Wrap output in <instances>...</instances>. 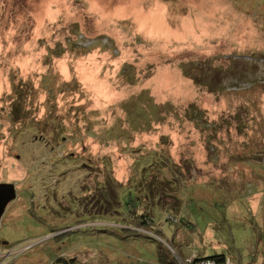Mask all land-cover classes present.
<instances>
[{"label":"rangeland","instance_id":"374dc122","mask_svg":"<svg viewBox=\"0 0 264 264\" xmlns=\"http://www.w3.org/2000/svg\"><path fill=\"white\" fill-rule=\"evenodd\" d=\"M0 185V264H264V0H0Z\"/></svg>","mask_w":264,"mask_h":264},{"label":"trees","instance_id":"16d2710c","mask_svg":"<svg viewBox=\"0 0 264 264\" xmlns=\"http://www.w3.org/2000/svg\"><path fill=\"white\" fill-rule=\"evenodd\" d=\"M151 97L150 96H148L147 95V92L145 91V90H143L142 92H141V94H140V99H139V104L142 106H144V109L146 108V106L145 105H147V107H149V109H151L152 111H153V115H154V117H155V122L154 123H163V121L165 120V117H166V112H167V109H169V105H165L164 104V106L163 105H157V104H155L154 103V101H151V99H150ZM151 111V112H152ZM127 116L129 117V119H130V121L131 122H135L136 120L138 121V123H141V122H139V120H142V119H146V111L145 110H143L142 111V109H140L139 108V106H138V108L136 107V109L135 108H133V110L131 109L130 111H127ZM146 121V125H148L149 126V122L147 121V119L145 120ZM132 130H134L133 128H132ZM95 188V187H94ZM98 188V187H97ZM97 196V195H96ZM98 196H101V194L98 192ZM97 198H99V197H97ZM179 200V199H178ZM130 201H133V200H131V199H129L128 201H126L124 204L125 205H128V206H130L131 205V203H130ZM154 202H156L157 203V205L159 206V207H161V202L159 201V200H152V201H149V202H146L147 203V205L146 206H144L143 208H140L141 210L140 211H134L133 209V211H131L132 213V215H134L135 217H139V219H141V222L139 223V225L138 226H141V227H137V228H132V227H130L129 225H127V226H123V228H122V230L123 231H126V232H129V233H131V230H135V231H141L140 233H142V234H144V235H146L147 236V234H145L144 232H147L146 230H145V228L144 227H146V226H150V221L152 220H149L147 217H146V214H144L145 212H149V210L148 209H152V207L155 205L154 204ZM94 203L96 204V198L94 199ZM99 203V202H98ZM134 203V202H133ZM132 203V205H134ZM145 203V202H144ZM163 204V203H162ZM96 206V205H95ZM99 206V205H98ZM96 209H97V207H96ZM166 218V222H169L170 223V221L171 220H176V218H170L169 219V217H165ZM153 221V220H152ZM182 222V221H181ZM179 223H180V221H179ZM125 224V223H124ZM127 224H128V222H127ZM127 227V228H126ZM141 228V229H140ZM154 235H156L157 237H160L158 234H154ZM161 238V237H160ZM195 256V255H194ZM195 258H196V260H202V259H211V260H213V261H215V262H217V263H221V262H224L226 259H227V256H225V255H215V256H212V257H203V256H200V255H196L195 256ZM185 259H188V257H184V256H180V260H185ZM162 262V261H161Z\"/></svg>","mask_w":264,"mask_h":264},{"label":"water","instance_id":"95a60500","mask_svg":"<svg viewBox=\"0 0 264 264\" xmlns=\"http://www.w3.org/2000/svg\"><path fill=\"white\" fill-rule=\"evenodd\" d=\"M15 194L12 185H0V220L8 203L14 200Z\"/></svg>","mask_w":264,"mask_h":264},{"label":"built area","instance_id":"2783aa9c","mask_svg":"<svg viewBox=\"0 0 264 264\" xmlns=\"http://www.w3.org/2000/svg\"><path fill=\"white\" fill-rule=\"evenodd\" d=\"M179 264H234L231 262L230 259H226L224 262L217 263L211 259H202V260H196L195 256H191L188 259L185 260H180L179 259Z\"/></svg>","mask_w":264,"mask_h":264},{"label":"flooded vegetation","instance_id":"af4514ba","mask_svg":"<svg viewBox=\"0 0 264 264\" xmlns=\"http://www.w3.org/2000/svg\"><path fill=\"white\" fill-rule=\"evenodd\" d=\"M0 243H1V244H3V245H6V243H5V242H3V241H0Z\"/></svg>","mask_w":264,"mask_h":264}]
</instances>
